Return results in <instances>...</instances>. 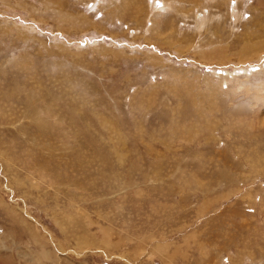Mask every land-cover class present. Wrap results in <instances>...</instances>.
<instances>
[{
	"label": "rangeland",
	"instance_id": "374dc122",
	"mask_svg": "<svg viewBox=\"0 0 264 264\" xmlns=\"http://www.w3.org/2000/svg\"><path fill=\"white\" fill-rule=\"evenodd\" d=\"M0 264H264V0H0Z\"/></svg>",
	"mask_w": 264,
	"mask_h": 264
},
{
	"label": "bare ground",
	"instance_id": "6f19581e",
	"mask_svg": "<svg viewBox=\"0 0 264 264\" xmlns=\"http://www.w3.org/2000/svg\"><path fill=\"white\" fill-rule=\"evenodd\" d=\"M22 261V260H21Z\"/></svg>",
	"mask_w": 264,
	"mask_h": 264
}]
</instances>
